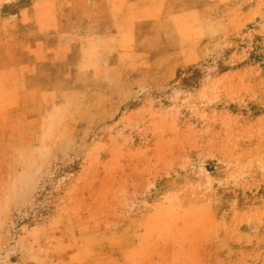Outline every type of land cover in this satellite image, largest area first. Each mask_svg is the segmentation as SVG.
I'll return each mask as SVG.
<instances>
[{
    "label": "rangeland",
    "instance_id": "rangeland-1",
    "mask_svg": "<svg viewBox=\"0 0 264 264\" xmlns=\"http://www.w3.org/2000/svg\"><path fill=\"white\" fill-rule=\"evenodd\" d=\"M69 2L0 0L3 31ZM204 20L173 65L84 48L72 75L54 42L56 88L3 70L0 264H264V0H206Z\"/></svg>",
    "mask_w": 264,
    "mask_h": 264
},
{
    "label": "crops",
    "instance_id": "crops-1",
    "mask_svg": "<svg viewBox=\"0 0 264 264\" xmlns=\"http://www.w3.org/2000/svg\"><path fill=\"white\" fill-rule=\"evenodd\" d=\"M110 1L70 0L58 19H51L55 27L49 28L36 26L33 6L26 8L25 17L23 12L15 15L14 26L6 34L4 18L0 19V75L3 70L18 75L16 82H21L28 91L36 87L35 74L38 78L43 73L49 83L47 88H56L52 85L54 62L49 52L43 51L53 48L54 42L58 48L67 50L66 59L59 63H67L72 75L81 71L79 59L84 48L92 51L95 61L91 65L102 70L118 65L126 55L166 57L167 65H173L176 62L173 58L195 51V36L184 38L182 34L196 32L193 21L196 15L205 23L206 0H122L125 4L121 8ZM131 34L135 40L132 46ZM134 71L143 69L138 67Z\"/></svg>",
    "mask_w": 264,
    "mask_h": 264
}]
</instances>
